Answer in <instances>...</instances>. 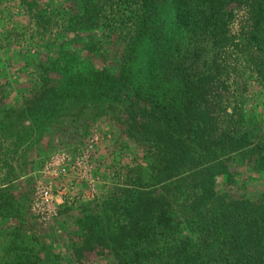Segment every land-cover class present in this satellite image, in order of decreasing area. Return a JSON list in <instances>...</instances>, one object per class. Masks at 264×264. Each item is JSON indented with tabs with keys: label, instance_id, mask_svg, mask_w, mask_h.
<instances>
[{
	"label": "trees",
	"instance_id": "16d2710c",
	"mask_svg": "<svg viewBox=\"0 0 264 264\" xmlns=\"http://www.w3.org/2000/svg\"><path fill=\"white\" fill-rule=\"evenodd\" d=\"M54 1L45 4L49 17L61 14L67 23L60 43L49 38L56 45L34 58L45 63L24 111L53 120L66 99L80 104L90 92L115 93L126 104L129 134L154 145V176L140 182L161 180L160 192L120 189L121 204L106 200L101 212L84 215L69 263L264 264V187L251 195L230 169L252 163L264 175V138L247 122H215L202 103L213 71H201L205 59L238 45L230 32L238 10L246 15L238 43L264 52V0ZM17 2L46 13L40 0ZM100 28L110 30L106 38L115 35L120 50L111 72L96 67L111 41L98 38ZM27 251L0 264L41 263Z\"/></svg>",
	"mask_w": 264,
	"mask_h": 264
},
{
	"label": "rangeland",
	"instance_id": "374dc122",
	"mask_svg": "<svg viewBox=\"0 0 264 264\" xmlns=\"http://www.w3.org/2000/svg\"><path fill=\"white\" fill-rule=\"evenodd\" d=\"M17 3L0 0V114L4 119L0 123V263L22 250L26 255L32 248L40 264H71L68 250L81 240L79 221L84 215L101 212L106 200L121 204L125 194L120 189L161 191V180L140 182L154 176L148 170L154 145L137 132L129 134L126 104L116 101L113 92H90L80 104L66 105V99L53 120L28 116L24 105L34 99L35 87L40 85L42 59L34 58L56 45L49 38L60 43V27L66 26L67 19L61 14L49 17L47 0L38 2L46 10L43 15L36 8L22 10ZM245 16V11H236L230 26L238 45L216 53L210 61L205 59L201 71L211 67L213 72L206 80L202 103L214 111L215 122H247L256 139H262L264 52L238 43ZM108 33V28H100L98 38L104 44L111 41L96 67L111 72L120 50L115 35L106 38ZM133 120L139 122V117ZM61 168L63 176L57 173ZM230 169L238 171L237 184L251 195L263 189L264 175L252 163ZM46 185L56 204L41 214L35 193Z\"/></svg>",
	"mask_w": 264,
	"mask_h": 264
},
{
	"label": "built area",
	"instance_id": "2783aa9c",
	"mask_svg": "<svg viewBox=\"0 0 264 264\" xmlns=\"http://www.w3.org/2000/svg\"><path fill=\"white\" fill-rule=\"evenodd\" d=\"M58 175L63 176L65 169L61 168L58 170ZM56 196L51 190L50 185L40 187L35 193L36 207L41 214H43L50 207H53L56 203Z\"/></svg>",
	"mask_w": 264,
	"mask_h": 264
}]
</instances>
